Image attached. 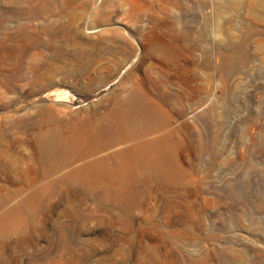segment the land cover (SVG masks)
I'll list each match as a JSON object with an SVG mask.
<instances>
[{"label": "rangeland", "instance_id": "374dc122", "mask_svg": "<svg viewBox=\"0 0 264 264\" xmlns=\"http://www.w3.org/2000/svg\"><path fill=\"white\" fill-rule=\"evenodd\" d=\"M26 1L0 0V264H264V0ZM130 95L164 119L112 147ZM80 134L47 170L39 143ZM163 136L171 176L125 213L115 179L70 176Z\"/></svg>", "mask_w": 264, "mask_h": 264}, {"label": "bare ground", "instance_id": "6f19581e", "mask_svg": "<svg viewBox=\"0 0 264 264\" xmlns=\"http://www.w3.org/2000/svg\"><path fill=\"white\" fill-rule=\"evenodd\" d=\"M16 1L21 2V0H16ZM23 1L27 2L26 0H23ZM38 7L39 6H37V8ZM42 7L41 9L45 10L46 7L45 6H44L45 8L44 7L42 8ZM64 8L65 6L62 7V9ZM41 9L40 10L37 9L39 11L38 14H40V11H43ZM62 9H61V13L63 11ZM65 9L64 11L66 12L68 9L67 10ZM37 10L36 12H38ZM51 10H52V7H51ZM67 12H70V11L68 10ZM29 13L30 12L25 13V14L29 15ZM47 13L49 12L47 11ZM47 13L46 11L45 13L43 11V14H47ZM21 14L23 15L24 13H21ZM66 14L68 15V13ZM71 14L73 15V13ZM68 17H65V18H68ZM70 22H71V19H70ZM72 22L75 23L74 20H72ZM22 28L20 30H22V32L24 33V30ZM26 37H29V35ZM15 46L16 45H14V48ZM19 47L20 45H18V48ZM1 48L2 47H0V51H1ZM2 52L5 53L7 51L3 50ZM2 52H0V54H3ZM7 55L10 56L9 54ZM20 55H17V56H20ZM22 56L19 57L20 60ZM227 64L229 65V61H227ZM162 119H164L162 111L155 102L149 100L148 98L142 95H136L135 97L133 96L128 97L126 101L120 102L118 107L109 115V122H108L107 128L109 129L112 127L114 130H116L118 134L121 135L120 137L121 139H119L116 142L110 143L109 145L113 147L119 144L120 142L122 143H126L128 141L130 142L132 137L135 135V133L140 134V135H147L155 131L159 127ZM84 140H85V135L83 134L77 135L74 138L70 139L69 141L61 140L55 136L54 137L50 136V137H47L46 139H43L39 143L38 147L40 150L41 158L46 166V169L49 170L52 167L58 166L66 162L67 159L72 155V153L77 149V147ZM171 154H172V146H171V143L168 137L163 136V137L153 138L151 140L149 139L148 141H144L138 144H133L127 148H124L122 150H119L115 153L110 154L106 158V160L113 161V166L111 168L106 167L103 164V162L99 161V162H94V163L87 165L82 172H79V171L72 172L70 176L73 179L80 180V181H85L87 179L92 180L93 182L99 185L112 178L115 179L116 182L110 187L115 197L114 203H116L117 209H120L123 213H125L126 211H129L132 205L131 204L132 199L130 200L129 197L126 195L127 191L129 190V185L131 183V180H133L134 178L135 179L140 178V177L148 178L151 176L157 177L162 180L168 179V177H170L171 176L170 174L172 173V170H170ZM101 185H104V184H101ZM34 199H36V195L35 196L31 195L27 203L28 204L31 203ZM12 215H13L12 211H9V212H6L0 215V237H3L8 234L9 223L11 221Z\"/></svg>", "mask_w": 264, "mask_h": 264}]
</instances>
